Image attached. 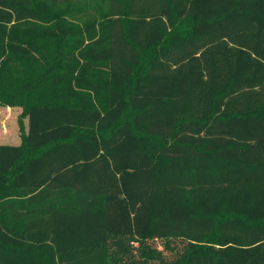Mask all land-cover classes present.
<instances>
[{"label":"trees","instance_id":"trees-1","mask_svg":"<svg viewBox=\"0 0 264 264\" xmlns=\"http://www.w3.org/2000/svg\"><path fill=\"white\" fill-rule=\"evenodd\" d=\"M0 107V264H264V0H0Z\"/></svg>","mask_w":264,"mask_h":264},{"label":"rangeland","instance_id":"rangeland-1","mask_svg":"<svg viewBox=\"0 0 264 264\" xmlns=\"http://www.w3.org/2000/svg\"><path fill=\"white\" fill-rule=\"evenodd\" d=\"M84 19H89V17H84ZM80 41V40H79ZM73 45H78V40L73 42ZM12 69V70H11ZM9 69L10 74L5 77V82L7 85L15 87L17 85L18 79L24 78L19 70L15 68ZM16 95V90L9 91ZM21 114L20 108H6L0 107V144L3 145H18L20 144V131L18 118ZM27 125V121L25 120Z\"/></svg>","mask_w":264,"mask_h":264}]
</instances>
